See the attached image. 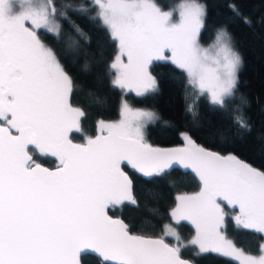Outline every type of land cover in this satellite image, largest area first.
<instances>
[{
	"label": "snow or ice",
	"instance_id": "obj_1",
	"mask_svg": "<svg viewBox=\"0 0 264 264\" xmlns=\"http://www.w3.org/2000/svg\"><path fill=\"white\" fill-rule=\"evenodd\" d=\"M62 9L53 0H0V264H82L88 254L98 256L101 264H191L180 255L185 245L165 242L168 236L180 239L170 225L154 238L132 234L123 220L108 215L109 206H138L123 162L145 178L160 176L174 164L191 168L200 191L177 196L170 212L173 221L194 225L188 244L200 253L264 264V244L260 256L248 255L221 231L226 201L238 209L234 220L239 228L264 235V170L234 154L209 151L186 134L184 148H153L144 142L142 129L156 114L134 110L127 102L121 120L98 122L106 134L74 143L70 133L80 130L85 112L71 102L73 78L38 35L44 29L58 39L59 17L87 40L68 12L87 16L94 10L88 19H98L118 42L108 65L115 73L114 86L134 88L138 95L154 92L157 81L150 66L170 61L186 74L189 86L223 111L235 100L241 64L227 27L217 28L210 50L200 44L207 9L197 0L179 6L178 23L172 11L161 10L152 0H87ZM233 123L251 131L240 114ZM33 150L55 157V169L37 163ZM260 150L264 152V139Z\"/></svg>",
	"mask_w": 264,
	"mask_h": 264
},
{
	"label": "trees",
	"instance_id": "obj_2",
	"mask_svg": "<svg viewBox=\"0 0 264 264\" xmlns=\"http://www.w3.org/2000/svg\"><path fill=\"white\" fill-rule=\"evenodd\" d=\"M167 6L174 0H153ZM206 5L205 26L200 41L209 42L217 28L226 26L233 38V46L241 58L238 70V86L235 100L223 111L211 106L206 95H199L188 84L186 74L169 61H154L150 71L157 81V89L145 95L123 93L112 84L113 72L108 65L117 52V43L108 30L90 11L87 16L72 11L68 15L86 34L87 40L76 35L67 21L57 17L62 32L57 39L46 30L38 35L58 54L61 63L73 78V106L80 107L85 116L80 121L83 136L96 133V124L103 120L118 118L121 102L154 112L157 119L144 127L146 142L158 146L185 144L184 135L206 148L221 154H234L253 167L264 170V152L260 141L264 139V0H197ZM87 0H53L58 10L63 4L86 3ZM232 5L239 10L237 15ZM242 17H247L246 23ZM76 42L69 43V37ZM242 98L247 103L242 102ZM99 102V103H98ZM192 106V111H189ZM238 108L239 112L234 109ZM240 114L251 124V131L240 129L233 117ZM133 182V196L138 206L122 203L110 206V215L119 216L132 233L146 236H161L163 227L171 222L170 210L179 194L200 190V185L190 172L173 169L164 174L145 178L124 166ZM223 206V205H222ZM225 209L222 227L235 245L249 253H259L264 239L262 234L239 228L234 221L235 210ZM181 240L187 242L193 235V227L186 221L174 223ZM171 242L169 238L165 239ZM180 255L194 264H238L229 257L208 252L200 253L184 243ZM82 264H101L93 255H85Z\"/></svg>",
	"mask_w": 264,
	"mask_h": 264
},
{
	"label": "rangeland",
	"instance_id": "obj_3",
	"mask_svg": "<svg viewBox=\"0 0 264 264\" xmlns=\"http://www.w3.org/2000/svg\"><path fill=\"white\" fill-rule=\"evenodd\" d=\"M152 2H154L155 3V1H153L152 0ZM186 2V0H174L173 2H171V3H169L167 6H160V5H158L157 3H155L158 7H160L161 8V10H163V11H172L173 12V22H176V23H178L179 22V6L181 5V4H183V3H185ZM198 2V1H197ZM198 3H200V2H198ZM202 4V3H201ZM42 30H44V29H42ZM214 42H215V36L209 41V42H206V43H203V42H201L200 41V44H201V46L203 47V48H208V49H210L211 50V46L214 44ZM116 43H117V49H118V42L116 41ZM235 49V48H234ZM235 51H236V49H235ZM237 52V51H236ZM116 54H117V52H116ZM210 54H211V51H210ZM166 55H171V53L170 52H166ZM124 61H125V63H127V59H126V57L124 58ZM170 62V61H169ZM113 79L115 78V73L113 72ZM119 87V86H118ZM120 88V87H119ZM121 89V91L123 92V93H131V94H134V95H136V96H139L137 93H136V90L133 88V89H128V88H120ZM206 97H207V99L209 100V97H208V95H206ZM125 102H124V100H122V102H121V108H122V105L124 104ZM129 105V104H128ZM129 107H131L132 109H141V110H146V111H149V110H147V109H145V108H137V107H133V106H130L129 105ZM121 109H120V113H119V116H118V118L116 119V120H114V121H111V122H118L119 120H121ZM99 122V121H98ZM106 122V121H105ZM145 127V126H144ZM97 131H99V129H98V123L96 124V132ZM142 131H143V136H144V128L142 129ZM85 139H86V136H85ZM144 141H145V138H144ZM200 191V190H199ZM199 191H196V192H191V193H184V194H179L178 196H180V195H185V194H188V195H191V194H194V193H197V192H199ZM176 204H177V201H176ZM176 204L171 208V210L173 209V208H175L176 207ZM171 210H170V212H171ZM225 210V209H224ZM236 212L237 211H234V215H233V218L235 217V215H236ZM183 221H186V222H188L192 227H193V229H194V233H193V235H192V237L195 235V227H194V225L190 222V221H188V220H183ZM235 221V220H234ZM174 223H177V222H175V221H173L172 220V218H171V222H167L165 225H170L174 230H175V232L178 234V236H179V240H177L175 237H173V236H168V237H165V239H167V238H169V239H171L170 241V244L172 245V246H177V245H182V244H184V243H188L191 239H192V237L187 241V242H183L182 240H181V237H180V235H179V232H178V230H177V228L175 227V225H174ZM236 224V223H235ZM164 225V226H165ZM237 225V224H236ZM221 231L223 232V230L221 229ZM164 234V227H163V232H162V235ZM223 234L225 235V233L223 232ZM161 235V236H162ZM226 236V235H225ZM227 237V236H226ZM263 237H264V235H263ZM228 239H230L229 237H227ZM231 240V239H230ZM261 244H264V239H263V241H262V243ZM195 248H196V250L199 252V249H198V247H196V246H194ZM237 248H240V247H238V246H236ZM241 249V248H240ZM243 250V249H242ZM244 251V250H243ZM246 254H248V255H252V256H260L261 255V251L259 252V253H249V252H246V251H244ZM217 254H219V253H217ZM221 255V254H220ZM227 257V256H226ZM229 258H231L232 260H234V261H236L238 264H242V258H240V259H238V258H236V257H229Z\"/></svg>",
	"mask_w": 264,
	"mask_h": 264
},
{
	"label": "water",
	"instance_id": "obj_4",
	"mask_svg": "<svg viewBox=\"0 0 264 264\" xmlns=\"http://www.w3.org/2000/svg\"><path fill=\"white\" fill-rule=\"evenodd\" d=\"M102 134H106V132H100V131H98V132H96L94 135H92L91 137H95L96 135H102ZM85 142V141H84ZM84 142H81V143H84ZM146 144H148V145H151L153 148H159V149H176V148H184V147H186V143L185 144H175V145H168V146H158V145H153V144H151V143H149V142H146V141H144ZM195 142V141H194ZM74 143H79V142H74ZM197 145H199L197 142H195ZM199 146H201V147H204V146H202V145H199ZM204 148H206V147H204ZM206 149H208L209 151H213V152H217V151H215V150H212V149H209V148H206ZM221 154V153H220ZM221 155H227V154H221ZM240 159V158H239ZM242 160V159H241ZM42 165V164H41ZM43 167H46V168H49V167H47V166H45V165H42ZM124 166L125 167H127L129 170H131V171H133V172H135V173H137V174H139V175H141L140 173H138L135 169H133L130 165H128L126 162H123L122 163V170L125 172V173H127V175L129 176V178L131 179V177H130V175H129V173L124 169ZM49 169H55V167H53V168H49ZM173 169H178V170H181V171H185V172H190L194 177H195V179L197 180V182L199 183V185H200V187H201V184H200V181H199V178H198V176L194 173V171L191 169V168H185V167H183V166H181V165H179V164H174L171 168H169V169H167L166 171H171V170H173ZM142 176V175H141ZM132 180V179H131ZM133 194V193H132ZM125 203H127V202H125ZM222 205L223 206H225V207H227L228 209H231V210H234L233 209V206H231V205H228L227 204V202L226 201H222ZM110 207V206H109ZM235 211H238V209L237 210H235ZM107 212H108V209H107ZM108 215L109 216H111L113 219H121L119 216H113V215H110L109 214V212H108ZM122 220V219H121ZM132 233V232H131ZM132 234H135V233H132ZM138 235H140V234H138ZM152 237H160V236H152ZM165 242L166 243H168V244H170L169 242H167L166 240H165ZM171 245V244H170ZM89 255H93V256H96L95 254H89ZM96 257H98V256H96ZM99 258V257H98ZM181 258L182 259H185V260H189V259H187V258H184V257H182L181 256ZM100 259V258H99ZM189 261H191V260H189ZM191 264H194L192 261H191Z\"/></svg>",
	"mask_w": 264,
	"mask_h": 264
},
{
	"label": "flooded vegetation",
	"instance_id": "obj_5",
	"mask_svg": "<svg viewBox=\"0 0 264 264\" xmlns=\"http://www.w3.org/2000/svg\"><path fill=\"white\" fill-rule=\"evenodd\" d=\"M91 136L88 135L86 137H91ZM70 137L73 140V142H79V143H81V142H84L85 141V136H83V133L81 131V128H80L79 131L74 130L72 133H70ZM32 155H33V159L37 163L42 164V165H45V166H47L49 168L56 167L57 164H58V160L55 157H52L51 155H42V154L39 153L38 150H33L32 151Z\"/></svg>",
	"mask_w": 264,
	"mask_h": 264
}]
</instances>
